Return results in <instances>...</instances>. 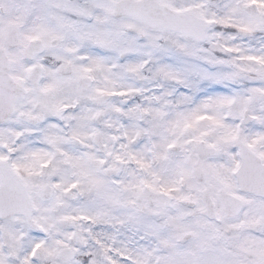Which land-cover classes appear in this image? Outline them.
Returning a JSON list of instances; mask_svg holds the SVG:
<instances>
[{"label": "snow or ice", "instance_id": "6c2138e0", "mask_svg": "<svg viewBox=\"0 0 264 264\" xmlns=\"http://www.w3.org/2000/svg\"><path fill=\"white\" fill-rule=\"evenodd\" d=\"M0 264H264V0H0Z\"/></svg>", "mask_w": 264, "mask_h": 264}]
</instances>
